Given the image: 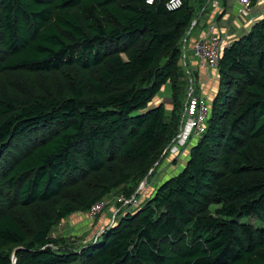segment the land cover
<instances>
[{"label":"trees","instance_id":"1","mask_svg":"<svg viewBox=\"0 0 264 264\" xmlns=\"http://www.w3.org/2000/svg\"><path fill=\"white\" fill-rule=\"evenodd\" d=\"M166 1L0 0V264H264V13L222 49L182 168L95 239L53 235L166 157L183 43L209 0Z\"/></svg>","mask_w":264,"mask_h":264},{"label":"crops","instance_id":"2","mask_svg":"<svg viewBox=\"0 0 264 264\" xmlns=\"http://www.w3.org/2000/svg\"><path fill=\"white\" fill-rule=\"evenodd\" d=\"M208 2L209 4L206 12L203 16L198 17L196 26H194L192 31L184 40V50L182 51V56L184 55L183 62L185 65L182 64V68L185 76L186 87L189 85V80L187 78V74L185 73L187 70L189 71L190 76L193 77L194 83H196L197 86L199 85V92L200 90H204L205 93L211 94L216 89L217 77H210V79L206 81V86L204 87L203 83H205L204 81L206 77L202 67H200L196 58L192 54V45L194 40L199 36L209 35V33L212 34V32H210L209 25L211 23H215V30L213 34L221 37L223 43L228 44L237 38L243 31L248 29L254 21L262 16L264 13V0H257L256 3H254L251 7V13L247 18L238 16L236 0H209ZM195 29L196 34L192 33ZM193 141V139H190L186 146L181 150L180 154L175 158L168 156L159 162L156 167V170L158 171H155L157 172L155 176V185L149 181V178L147 179L146 185L141 190L143 194L137 195L139 202L150 195V193H152L157 185L163 180L168 179L182 168L187 159L189 149L193 145ZM114 193L120 194L119 191ZM116 205H118V203L115 204L113 201H110L106 206L114 214V211L117 210ZM118 207L120 206L118 205ZM103 210L104 207L94 217H90L87 212L72 213L55 226L53 229V235L57 237H66L73 234L76 236V238H73L75 239L73 245L85 243L91 239L93 240L100 233V231L110 225L113 218L112 215L103 212ZM129 210H132V208ZM88 229H91V232L84 238L83 236ZM94 231H96L95 234Z\"/></svg>","mask_w":264,"mask_h":264},{"label":"built area","instance_id":"3","mask_svg":"<svg viewBox=\"0 0 264 264\" xmlns=\"http://www.w3.org/2000/svg\"><path fill=\"white\" fill-rule=\"evenodd\" d=\"M155 0H145L147 4H153ZM183 0H167L165 5L168 9H175L182 4ZM237 1V14L239 17L247 18L251 13V0H236ZM210 32L209 35H202L196 38L192 45V54L196 58L197 63L202 67L205 75V83L210 79V77H217V68L218 61L222 49L227 45L223 43L221 37L215 36L213 34L215 30V23L209 25ZM184 47H182V51ZM184 56V55H183ZM183 56L181 57V65H185L183 62ZM187 78L189 80V85L186 87L185 91V100L183 103V113L179 126V130L175 137L172 139L170 144L165 147L162 152V155L169 154V157H176L180 154L181 150L186 146L187 142L190 139L197 138L205 131L206 121L210 113V94L205 93L204 90L197 92L196 87L194 86V79L190 76L189 71H185ZM203 87V89H204ZM150 169L149 172L152 171ZM147 178L143 179L135 193L131 197H125L122 194H115L114 192L109 193L103 196L98 201L94 202L87 213L90 217H94L104 206H106L110 201H113L115 204H126L129 207L137 206L139 201L137 199L138 194H143L141 191L146 185ZM137 194V195H136ZM128 210V209H126ZM125 210V211H126ZM123 211V212H125ZM118 212L114 211L111 224L114 223V216ZM102 231H100L101 233ZM96 238V237H95ZM94 238V239H95Z\"/></svg>","mask_w":264,"mask_h":264},{"label":"rangeland","instance_id":"4","mask_svg":"<svg viewBox=\"0 0 264 264\" xmlns=\"http://www.w3.org/2000/svg\"><path fill=\"white\" fill-rule=\"evenodd\" d=\"M192 33L196 34V29ZM122 57L125 58V56L123 54H122ZM2 76H3V74L0 75V82H3ZM13 76H19V75H13ZM9 77H10V82H5V83L8 86L14 85V86L18 87L19 89H22V88H27V89H33V88L34 89H41V88H46L49 84H51L49 86H52L53 81H55L57 77H59V79H61L60 74H57V73H52V74H49L48 76H40L41 81H36V80L29 81V80H23L21 78H17V79L15 77L12 78L11 76H9ZM31 85H35V87H31ZM194 85H195V87H197L196 88L197 89V92L196 93H199V85L197 86L196 83H194ZM165 89L166 90H163V91H161L159 93L160 97H166V96H169L170 95V91L168 90V87H166ZM168 156H169V154H166V157H168ZM156 171H158V170H156ZM156 173L157 172L149 175V181L152 182L153 185H155V181H156L155 180V176H156ZM118 205L120 207H118ZM118 205H116V208H118V212L114 216V219L115 220H118L120 218V216L122 215L123 211H125L126 209L132 208L131 206L129 207V205H126V204H123V203L121 205L120 204H118ZM103 212H106L109 215H112L113 216V212L110 211L107 206H104ZM250 221L252 223H254V224H258L253 219H250ZM260 225L264 227V223L263 224H260ZM90 232H91V229L86 230L85 235L83 237L84 238L87 237L90 234ZM95 232L96 231H94V234H95ZM64 238H65V240H67L70 243L71 241H69V239L76 238V236L73 235V234H70V235H68V236H66ZM73 243L74 242H71L70 244H73Z\"/></svg>","mask_w":264,"mask_h":264},{"label":"water","instance_id":"5","mask_svg":"<svg viewBox=\"0 0 264 264\" xmlns=\"http://www.w3.org/2000/svg\"><path fill=\"white\" fill-rule=\"evenodd\" d=\"M193 144L197 141V138L195 137V138H193ZM17 248H19V247H17ZM17 248H15L13 251L15 252V250L17 249ZM12 257H13V262L15 261V256H14V253H13V255H12Z\"/></svg>","mask_w":264,"mask_h":264}]
</instances>
